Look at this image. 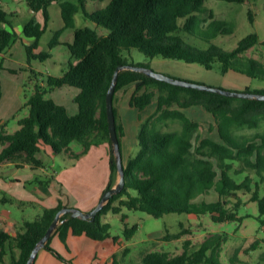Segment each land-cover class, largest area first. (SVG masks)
Wrapping results in <instances>:
<instances>
[{
  "label": "trees",
  "instance_id": "1",
  "mask_svg": "<svg viewBox=\"0 0 264 264\" xmlns=\"http://www.w3.org/2000/svg\"><path fill=\"white\" fill-rule=\"evenodd\" d=\"M52 1L28 0L35 13L44 14V23L33 17L23 28L25 35L33 39L27 45L29 58L44 60L51 56L50 52L36 53L33 49L38 47L47 27L48 8ZM57 1L64 26L74 29L73 41L66 42L71 59L64 73L49 74L46 84L41 82L42 74L31 69L33 76L29 84L32 86L30 91L27 86L24 90L29 114L20 119L21 126L14 132H8L6 123H0V143L3 145L0 162L13 161L18 166L29 164L36 169L45 167L40 157L44 146H48L55 155L69 150L74 140L83 143V153L93 145L107 143L111 179L106 189L113 186L118 178V164L110 137L106 98L118 65L129 64L123 53L131 48H138L153 57L160 55L201 63L207 69L220 61L223 72L236 70L264 78V63L244 55L258 43V34L245 36L232 50L212 42L219 34H231L235 26L217 17L213 10H208L205 0H109L95 10L88 9L90 0ZM81 9L84 16L96 24L95 28L76 25L75 15ZM10 16L0 6V68L3 67L4 51L16 35ZM249 17L254 21L252 11H249ZM101 26L109 32L101 34L98 31ZM62 32L63 28L55 32L52 47L62 42ZM190 37H194V42L188 40ZM202 41L210 44L202 46ZM10 70L14 73L18 71L15 68ZM66 84L80 89L75 97L79 105L76 114H70L64 104L47 96L55 87ZM129 85H134L130 98L132 106L143 109L157 95L158 107L139 125L138 152L124 162L125 187L111 197L94 220L74 217L72 212L64 213L53 235L59 234L63 241L70 233L104 240L111 236V223L103 221L102 216L110 210L118 213L124 206L156 217L184 211L191 214L210 213L215 221L243 220L240 215V206L246 203L243 196H249L257 203L258 217L264 227V128L260 129L264 123V99L226 96L219 92L188 88L156 79L144 71L123 69L114 95L120 142L122 133L115 100L117 92ZM245 91L252 90L247 87ZM254 92H264V89ZM2 96L0 75V99ZM194 105L203 106L213 114L217 139L202 135L204 124L186 115L183 108ZM170 120H180L181 127L164 129V124ZM213 128L212 124L209 129ZM243 128L257 130L253 134L238 132ZM242 174L245 175L239 179ZM212 190L218 193L217 199L196 200ZM64 207L67 206L62 199L54 207H45L39 218L27 220L25 229L16 235L0 227V259L9 253V264H27L33 248L44 236L57 212ZM184 230L176 236L186 233L187 230ZM51 238L45 247L63 257L51 246ZM228 238L227 233L217 232L199 243L187 239L181 253L151 250L144 253L143 262L222 264L221 251ZM112 242L117 243L118 237H114ZM260 242L264 239H256L244 250L249 251ZM15 248L19 250L18 254H15ZM240 251L241 247L235 250L232 261H237ZM261 258L264 261V253Z\"/></svg>",
  "mask_w": 264,
  "mask_h": 264
},
{
  "label": "rangeland",
  "instance_id": "2",
  "mask_svg": "<svg viewBox=\"0 0 264 264\" xmlns=\"http://www.w3.org/2000/svg\"><path fill=\"white\" fill-rule=\"evenodd\" d=\"M108 1L90 0L88 9L101 8ZM0 6L11 14L10 20L16 32L11 45L4 51L3 67L0 68L5 86L3 96L0 99V123H6L8 132H14L21 126L20 119L29 114V108L25 105L24 90L27 86L29 87L27 90L30 91V86H32L29 84V79L33 76L31 69L42 74L40 77L41 82L45 84L49 74L62 75L68 67V61L71 59L66 42L73 41L74 29L64 26L60 4L57 0H53L48 8L47 27L40 37L38 47L33 49V52L36 53L50 52L51 56L44 60L39 57L29 58L27 45L31 44L33 39L25 35L23 28L33 17L44 23V14L35 13L29 6L28 0H0ZM205 6L208 7V10H213L217 17L226 19L227 22L235 26L231 34H219L212 42L227 50H232L239 45L245 36L257 33L259 36L258 43L245 51L244 55L247 58L253 57L264 63V0H246L244 2L205 0ZM249 11L253 12L254 21H251ZM75 20L77 26L96 27L93 21L84 16L82 9L76 13ZM62 28V42L52 47L51 42L55 32ZM98 31L101 34L109 32L106 27L102 26L98 27ZM193 39L194 37L188 38V40L194 42ZM209 44L206 41L200 43L202 46H208ZM123 54L129 64H146L155 71L190 81L202 82L230 90H243L247 87L252 91L264 89V78L252 77L245 72L236 70L223 72L220 61H217L211 69H207L205 65L197 62L166 58L160 55L149 56L138 48L125 50ZM10 68L17 69V73L12 72ZM79 92L78 87L66 84L55 87L47 96L52 97L60 104H64L70 114H76L79 111V105L75 97ZM123 94H128V91L124 90ZM157 107L158 99L155 95L153 101L145 108H134V110H137L136 117L144 120ZM183 110L188 117L204 124L201 129L202 135L214 139L218 138L214 124L215 118L212 113L200 105L183 108ZM132 117L128 118V135L122 139L125 158L128 152L134 156L139 149L136 139L138 131L135 125L134 127L132 125ZM1 118L4 119L1 120ZM181 124L180 120H170L164 124V129H179ZM212 124L214 128L209 129ZM262 128H264V123L260 129ZM256 130V128H243L238 132L253 134ZM100 145H93L86 153H83V143L74 140L70 144L69 150H64L59 154L48 155L43 152L46 160L45 167L36 169H33V167L17 168L15 164H10L0 167V174L4 179L10 181V179L15 178L16 173L26 174L30 172L35 175V178L24 179L27 188L33 189L39 185L38 179H40L47 188L50 190L55 189V191H58L56 188H61V184L58 186L56 182L51 186L52 180L57 177L56 179L60 180V183L63 181V188L68 197L77 202L82 199L83 203L85 200H90L89 198L93 196L97 188L103 184L105 177H107V183L104 189L107 188L111 179L110 160L105 159L107 153L100 150ZM2 148L3 145L0 143V151ZM58 174H62L61 179L58 178ZM243 175L245 174L238 176V178L241 179ZM8 193L6 191L0 192V214L6 216L9 221L16 223V227H9L12 234H16L17 230L23 231L27 220L39 218L45 208L44 204H47L50 200L33 199L23 201L12 198V195ZM217 194L215 190H212L196 200H215L218 198ZM4 195L9 196L11 200H3ZM243 197L246 199V203L240 206V215L244 217L243 220L227 222L213 220L210 213L191 214L183 211L170 212L156 217L146 211L129 209L126 206L118 213L110 210L102 216L103 221L111 223L110 237L104 240H94L88 236L71 235L66 241H63L59 234L53 235L50 244L63 257H59L49 248L44 247L38 252L34 264H72L70 261L75 264H144L143 255L148 251L159 249L178 254L184 251V241L187 239H192L193 243H199L217 232L229 235L228 240L223 243L221 251L222 264H264L261 258L264 253V242H260V245L249 251L244 250L256 239H264V227L261 226V220L258 217L260 214L257 203L251 201L249 196ZM98 203L99 201H96L94 207ZM78 208L81 209V207ZM184 229L188 232L176 236ZM114 237H118L117 243L112 242ZM238 247H241L242 251L238 254L237 261H232V256ZM6 258V262H9V253Z\"/></svg>",
  "mask_w": 264,
  "mask_h": 264
},
{
  "label": "crops",
  "instance_id": "3",
  "mask_svg": "<svg viewBox=\"0 0 264 264\" xmlns=\"http://www.w3.org/2000/svg\"><path fill=\"white\" fill-rule=\"evenodd\" d=\"M1 75V72H0ZM2 79V76H1ZM2 86H3V93L5 90V86L3 84V80H2ZM125 91H128V94H123L122 93ZM134 90V85H129L121 90H119L117 92L116 95V108H117V115H118V123L120 125V131L122 133V137H121V149H122V154H123V160L126 163L128 161V159L130 158V152H128L126 158L124 156V152H123V142L122 139L123 137L128 135L127 132V124H128V118L130 116L132 117V125L134 127H136V130L139 131V125L142 121V118L136 117V112L137 110L134 108H137L135 106H132L130 104V98H131V94ZM129 115V116H128ZM138 115V113H137ZM4 118H1V120H3ZM134 129V128H133ZM137 131L135 132L137 134ZM138 135V134H137ZM137 139V137H136ZM100 150L107 153V155L105 156V159L110 160V155H109V146L107 143H103L100 145ZM43 152L45 154L48 155H53L52 150L48 147L45 146L43 147L40 157L45 160V156L43 155ZM10 164H15L17 168H31L32 166L29 164H24L22 166H18L17 163L13 162V161H3L0 162V167H3L4 165H10ZM110 167V164H109ZM111 171V170H110ZM107 172V171H106ZM61 175L62 174H58V178L61 179ZM32 179L35 178V175L33 173H26V174H15V178L10 179V181H7L6 179L3 178L2 174H0V192L2 191H6L8 194L12 195V198H18L21 199L23 201H28V200H33V199H38V200H43V199H50L47 204H44L45 207H54L59 203V200L62 199V201L66 204L67 207H81L82 210L84 211H90L91 209H93L94 204L96 201H99L103 191L105 190L104 187L106 186L107 183V177H105V180H103V184H101V186H99V188H97V191L93 194V196L91 198H89L90 200L88 201H84L82 203V199L77 202L76 200L73 201L71 198L68 197V194H66V192L64 191V184L63 181L56 179L57 177H54V179L51 182V186L52 184H54V182H56L58 184V186H60L59 184H61V188L58 187L56 189H58V191H55V189H49L47 188V186L41 182L40 179H38L39 185L35 186L33 189L31 188H27V186H25V180L24 179ZM65 183V182H64ZM103 189V190H102ZM102 190V191H101ZM3 200L5 201H9L11 200V198L7 195H4ZM16 227V223L13 221H9L8 218L6 216H3L2 214H0V227H2L3 229H5L6 231L10 232L12 234V231L9 230V227ZM16 229V228H15ZM17 230V229H16ZM21 232V230H17V233ZM55 232V231H54ZM16 233V234H17ZM13 234V235H16ZM54 234V233H53ZM52 234V236H53ZM57 235V234H55ZM74 236L72 233L69 234L70 236ZM68 237V238H69ZM44 248V247H43ZM42 250V248L40 249ZM39 250V252H40ZM15 254L19 253V250L17 248L14 249ZM5 254L3 256L2 259H0V263L3 264H9V262L7 261ZM10 255V254H9ZM10 259H11V255H10Z\"/></svg>",
  "mask_w": 264,
  "mask_h": 264
},
{
  "label": "water",
  "instance_id": "4",
  "mask_svg": "<svg viewBox=\"0 0 264 264\" xmlns=\"http://www.w3.org/2000/svg\"><path fill=\"white\" fill-rule=\"evenodd\" d=\"M123 69H133L137 71H144L148 75L159 79L168 81L172 84H178L182 86H187L188 88H197V89H204L206 91H212V92H219L222 94H226V96H238V97H245V98H257V99H264V92H254V91H245L243 90H230L223 87H217L208 85L206 83L197 82V81H190L184 78H178L174 76H170L166 73L155 71L151 69L148 66L144 65H135V64H120L116 68L113 76L112 83L108 89L107 92V113H108V120H109V127H110V137L112 139V146L113 151L116 156L117 164H118V178L117 181L113 186L106 189L101 199L99 200V203L96 207H94L90 211H84L78 207H64L61 210H59L55 216V219L51 223V225L48 227L46 233L44 236L37 242L35 247L33 248L31 255L27 261V264H34L35 259L37 257V254L39 250L46 246L47 241L51 238L52 234L60 224V222L63 220L62 215L66 212H72V216L74 217H82L84 219H92L94 220L97 213L109 202L111 197L115 193H119L123 190L126 184V173H125V165L123 160V154L121 149V142L118 134V128H117V119L116 114L114 110V95L119 79V74Z\"/></svg>",
  "mask_w": 264,
  "mask_h": 264
}]
</instances>
